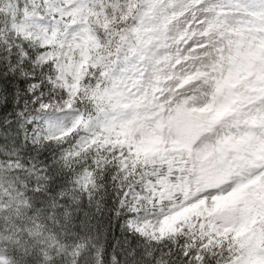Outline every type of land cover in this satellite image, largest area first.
Instances as JSON below:
<instances>
[{
    "label": "snow or ice",
    "instance_id": "1",
    "mask_svg": "<svg viewBox=\"0 0 264 264\" xmlns=\"http://www.w3.org/2000/svg\"><path fill=\"white\" fill-rule=\"evenodd\" d=\"M0 264H264V0H0Z\"/></svg>",
    "mask_w": 264,
    "mask_h": 264
}]
</instances>
